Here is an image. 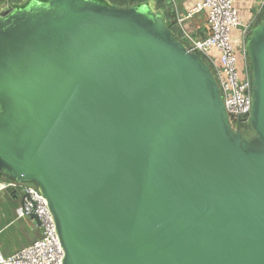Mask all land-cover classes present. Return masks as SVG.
<instances>
[{
    "label": "water",
    "instance_id": "water-1",
    "mask_svg": "<svg viewBox=\"0 0 264 264\" xmlns=\"http://www.w3.org/2000/svg\"><path fill=\"white\" fill-rule=\"evenodd\" d=\"M247 53L244 137L208 64L149 7L1 15L0 175L47 199L64 264H264V21Z\"/></svg>",
    "mask_w": 264,
    "mask_h": 264
},
{
    "label": "built area",
    "instance_id": "built-area-1",
    "mask_svg": "<svg viewBox=\"0 0 264 264\" xmlns=\"http://www.w3.org/2000/svg\"><path fill=\"white\" fill-rule=\"evenodd\" d=\"M12 0L0 6V18L8 10H14ZM234 0H204L193 9L189 18L207 11L210 32L201 40L184 33L187 49L208 61L224 103L229 124L233 131L242 135V128L250 123L252 111V76L245 68L240 76L236 50L230 43L231 30L242 26L233 8ZM245 28V27H244ZM248 28H245L247 35ZM215 50L216 58L210 57ZM14 192L21 201L16 210L17 220L30 219L35 215L40 222V237L29 246L10 256L0 253V264H64L65 252L61 245L57 225L47 199L33 183H20L5 177L0 179V192ZM23 202V203H22ZM35 222V221H34Z\"/></svg>",
    "mask_w": 264,
    "mask_h": 264
},
{
    "label": "crops",
    "instance_id": "crops-1",
    "mask_svg": "<svg viewBox=\"0 0 264 264\" xmlns=\"http://www.w3.org/2000/svg\"><path fill=\"white\" fill-rule=\"evenodd\" d=\"M7 0H0V6L6 5ZM37 0H12L14 9L25 7ZM109 6L117 8H131L140 5L162 16L165 22L172 27L181 40L186 41L184 33L194 39L201 40L210 32L207 11H203L189 18L190 12L204 0H102ZM233 8L236 11L241 27L232 29L230 43L236 50L238 67L243 72L249 60L247 42L252 31L264 21V0H234ZM248 28L245 35V28ZM210 57L216 58L215 50L210 51ZM21 205L20 200H14L9 192H0V253L10 256L23 249L40 237V230L30 237L31 222L27 219L17 220L16 210ZM38 227V226H37Z\"/></svg>",
    "mask_w": 264,
    "mask_h": 264
},
{
    "label": "rangeland",
    "instance_id": "rangeland-1",
    "mask_svg": "<svg viewBox=\"0 0 264 264\" xmlns=\"http://www.w3.org/2000/svg\"><path fill=\"white\" fill-rule=\"evenodd\" d=\"M182 43L187 46V42L186 41L183 40ZM204 61L206 63H208V61H206L205 59H204ZM247 70L251 74L250 61L249 60L247 62ZM244 71L243 72H240V76L241 77H243L245 75V72ZM251 129H252V126H251V123H249L248 126H246L245 128H242V135H244V136L248 135V133H249V131ZM27 220H29V222H31V229L28 230L29 231V234H30V237H34V235H36V231H37L38 227H37V225H36V223L34 221H31L30 219H27ZM37 233H38V231H37Z\"/></svg>",
    "mask_w": 264,
    "mask_h": 264
},
{
    "label": "trees",
    "instance_id": "trees-1",
    "mask_svg": "<svg viewBox=\"0 0 264 264\" xmlns=\"http://www.w3.org/2000/svg\"><path fill=\"white\" fill-rule=\"evenodd\" d=\"M44 1H47V0H44ZM169 26V25H168ZM169 28H170V30H171V32L173 33V35L177 38V39H179L181 42H182V40H181V35H179L172 27H170L169 26ZM251 69V68H250ZM4 176H1L0 175V179L1 178H3ZM5 178H7V177H5ZM7 179H9V178H7Z\"/></svg>",
    "mask_w": 264,
    "mask_h": 264
},
{
    "label": "flooded vegetation",
    "instance_id": "flooded-vegetation-1",
    "mask_svg": "<svg viewBox=\"0 0 264 264\" xmlns=\"http://www.w3.org/2000/svg\"><path fill=\"white\" fill-rule=\"evenodd\" d=\"M252 132H253V129H251V130L249 131L248 135H246V136L242 135V136H244V137H248V136L251 135Z\"/></svg>",
    "mask_w": 264,
    "mask_h": 264
}]
</instances>
